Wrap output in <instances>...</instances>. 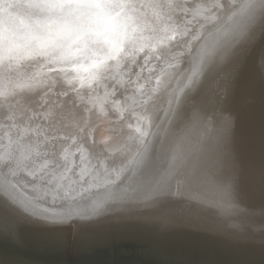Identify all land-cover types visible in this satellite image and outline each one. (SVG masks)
Returning <instances> with one entry per match:
<instances>
[{"label": "bare ground", "instance_id": "obj_1", "mask_svg": "<svg viewBox=\"0 0 264 264\" xmlns=\"http://www.w3.org/2000/svg\"><path fill=\"white\" fill-rule=\"evenodd\" d=\"M237 2L242 3L243 0ZM213 10L216 12V9ZM218 16L207 21L203 29L207 30L208 27V32L213 33L230 17L222 13ZM240 16L237 15L235 19ZM263 21L257 23L260 30L257 27L237 34L240 26H236L218 33L213 42H216L215 46H208L197 56L191 76L189 72L172 112L182 119L196 112L200 104L218 109L214 104L213 92L220 93L230 83H238L237 78L242 77L241 74L236 76L235 69L238 67L254 68L246 71L257 74L252 88H246L249 85L247 81H244L245 85L239 84L243 92L246 89L250 91V98L251 94L257 97L251 101L244 95L246 98L243 99L246 102L249 100L244 111V122L235 114L231 117L234 123L230 134L231 144L235 156L244 167L241 177L242 202L227 201L218 188L224 167L222 132L214 133V137L212 134H195L190 140L193 143L191 147L186 146L189 151L187 159L172 171L173 176L183 169H195L199 173V199L194 206L182 197L156 191L168 183H172L173 188L175 186L167 168V155H164L165 158L161 154L153 155V162L148 164L150 166L132 164L121 169V174L127 173L128 178L115 185L105 181L100 188L97 187L99 183L88 179L86 186L93 187L85 192L89 197H83V194L75 197L80 191L76 187L82 185L78 180L45 179L48 178L47 174H42L40 170L34 171L35 179L32 172L18 171L13 176L9 170L0 171V178L5 181L0 183V217L13 221L18 228L17 239L0 234V264H264V246L256 239L249 238L250 233L264 225V187L253 179V167L259 166L264 150ZM179 68L177 65L169 68L163 80L167 75L173 77ZM120 114L118 112L116 117L97 125L89 139L91 144L97 132L103 136L96 138L97 142L111 139L107 134L110 133L108 129L118 128L122 121ZM230 116L224 115L226 119ZM195 119L203 126L205 120L200 113ZM222 125L219 130H222ZM129 135L117 138L115 134L116 140L107 142L110 147L106 153L111 154L103 157L112 158L116 141L121 139L122 142L125 138L127 144ZM161 136L168 137L166 134ZM203 137L206 139L204 142ZM96 147L101 151L104 145L97 143ZM3 152L0 151V156ZM90 160L84 161L89 165ZM100 160H94L91 167L95 164L99 167L104 161ZM40 162L41 167L48 163ZM60 162L62 160L57 163ZM63 162L68 165L67 178L77 173L75 168L79 164L74 166L69 161ZM139 162L144 161L139 159ZM81 176L86 177L84 174ZM44 181H47V186ZM6 182L16 187H9ZM53 188L55 191L51 190ZM45 193L49 196L68 193L69 198L57 200L53 208L50 199L47 202L38 199ZM37 207H47L49 213L60 212L63 207L77 211L67 220L51 223L32 215ZM256 235L259 236L258 231Z\"/></svg>", "mask_w": 264, "mask_h": 264}, {"label": "water", "instance_id": "obj_2", "mask_svg": "<svg viewBox=\"0 0 264 264\" xmlns=\"http://www.w3.org/2000/svg\"><path fill=\"white\" fill-rule=\"evenodd\" d=\"M213 1L216 0H188L189 3H203L209 6L215 3ZM250 2L253 4L251 9L240 10L232 14L226 23L220 24L213 33L210 32V35L208 27L207 30L203 29L207 26V20L199 18L194 20L191 14L185 15L180 10L171 13L170 18L164 16L163 13L145 10L143 13L131 16L127 21L126 32L109 33L106 38H103L105 44L91 45L85 49L67 48L63 50L49 47L48 41L44 38V33L47 30L40 27L37 17L25 9L17 10L18 17L15 20V26L24 47L20 50L15 67L8 74L12 80L10 85L12 93L8 95L7 99L0 94V151L13 152L21 160L22 173L26 171L33 173L40 170L42 174H47L48 178L45 179H74L82 182V185L76 187V190L80 189V191L75 194V197L82 194L83 197H89L85 192L93 187L86 186L88 179L99 183L97 187H100L105 182L104 177L108 171L115 175L117 170L132 165L131 158L140 145L128 141L129 147L125 149V138L122 142L121 139H118L114 156L108 159L102 157L101 160L104 161H101L94 154L100 151L96 145L91 144L89 140L91 136L87 141H82L77 137L76 143L81 146L84 156V159L81 160L80 152L72 155L76 145L69 148L70 140L51 141L50 137L53 134L59 136L68 132L75 133L79 127L84 126L86 120L88 127L85 131L88 132L92 128L96 130L97 125L103 120L116 117L119 112L121 113L120 117H123L121 124L117 126L115 133H107L111 136L107 142H111L116 140L115 134L117 138L131 134L132 128H129L128 125H132L134 128L137 116L144 115L147 117L145 124L149 126L151 135L146 152L139 158L144 162L140 163L138 159L135 165L150 166L148 164L153 162V155H167L166 158L169 161L167 168L170 170L169 175L173 176V169L179 165L182 166L183 164L180 162L187 159L189 151L186 150V146L191 147L193 143H190V140L194 138L195 134H212V137H214V133L221 134L222 130L218 128L223 124L221 123L222 118L226 119L225 114L231 115L230 117L235 114L240 121L244 122L246 117L244 111L249 100L246 102L243 98H246L244 95L250 98L248 95L250 91L246 89L243 92L239 83L245 85L244 81H247L249 85L246 88H252L257 74L246 72L254 69L251 66L249 68L240 66L235 69L236 76L241 74L242 77L237 78L238 83H230L227 99L222 105L217 106L218 109H214L215 120L210 118L214 110L203 104L198 106L196 112L188 117L183 116L182 119L172 112L179 101L180 92L184 88V82L189 72L191 76L197 56L202 54L208 46H215L216 42H213L218 33L236 26H240L237 29V34L257 27L260 30L257 23L264 20V17L261 18L264 11L259 7V0H250ZM240 14L241 16L235 19ZM161 24L165 27L172 25L180 33L192 29L193 32L203 34L207 38L197 48V41L191 39V33L188 34V39H191L189 47L192 46L195 49L193 55H187V49L183 47L173 48L172 56L176 57V65L180 68L173 77L167 75L166 79L162 81V88L155 98V103L150 106V112H144L139 103L144 99L139 94V86L145 85L148 78L154 79L160 75L162 69L165 73L171 68L167 67L166 63L170 61L168 56H162L158 60L155 55L150 54L149 47H145L143 51L140 50L141 44H151L155 47L156 40L153 37L159 34ZM180 39V36L176 37L177 41ZM116 45L124 47L131 54H122L119 57L108 59L105 56L104 47H115ZM3 72L4 70L0 68V81L3 80ZM165 84L167 85L166 90L163 87ZM0 91H2V83H0ZM216 93L213 92L215 97ZM255 97L257 95L252 96L251 94V101H254ZM198 113L204 117L203 126L200 125V121L195 119L198 118ZM246 123L247 121H245ZM202 127L204 129H201ZM162 134H166L168 137L164 138L161 136ZM80 135L83 136L84 133ZM100 137L103 136L97 132L93 139ZM204 140L206 139L203 137L202 142ZM52 144H56L55 149H51ZM61 145L68 150L67 159L64 158ZM46 151L49 152L48 156L43 155ZM51 151L56 152L55 161L51 156ZM29 153H31L30 158L24 159L25 156H29ZM109 154L111 153H104V156ZM48 159L51 160L48 162ZM59 160H62L60 164L57 163ZM84 160H90V164L88 165ZM94 160H96L95 162L100 160L101 165L96 167L95 164L91 167ZM40 161H47L48 166L41 167ZM63 161H69L68 163H73L74 166L79 164L76 168L74 167L77 173H72L74 175L67 178L68 165L66 166L64 164L66 162ZM54 164L59 166L54 168ZM25 165L27 167H24ZM81 174L86 177L82 178Z\"/></svg>", "mask_w": 264, "mask_h": 264}, {"label": "snow or ice", "instance_id": "obj_3", "mask_svg": "<svg viewBox=\"0 0 264 264\" xmlns=\"http://www.w3.org/2000/svg\"><path fill=\"white\" fill-rule=\"evenodd\" d=\"M253 7L250 0H243V2H237V0H217L211 6L203 3H189L188 0H0V68L4 70L2 83V91L0 94L4 95L7 99L10 92V85L12 84L11 77L8 75L15 67V62L19 57V53L24 44L21 43L20 35L15 26V20L18 17L19 9H25L37 17L40 22V27L45 29L44 38L48 41L49 47L67 49V48H80L85 49L91 45L105 44V40L109 33H118L119 31H127V21L131 16L143 13L145 10H151L154 13H163L164 16L170 18V14L176 10L184 12L185 15L191 14L192 19H203L212 21L214 16L219 18L218 14H224L225 16H231L237 11H247ZM259 7L264 11V0H259ZM216 9V12H213ZM191 33V39L197 41L196 47L207 38L203 34L193 32L192 29H187L184 33H180L177 28L172 25L165 27L160 25L159 34L154 36L156 45L153 47L151 44H141L140 50L143 51L145 47L151 49V55H155L159 60L162 56H168L170 58L167 63V67H175L176 57L172 56L174 47H183L187 49V55H193L194 48H190L191 39H188V34ZM211 33L209 32V35ZM180 36L179 41L176 37ZM175 42V44H174ZM105 56L108 59H113L123 55L131 54L126 51L124 47L116 45L115 47L105 46ZM55 62V61H52ZM56 70V69H53ZM63 70V69H60ZM164 71L162 69L161 74L157 75L154 79L148 78L145 85L139 86V94L144 97L139 103L142 105L144 112H150V106L155 103V98L159 95L162 88ZM167 88V85H163ZM229 89L225 88L222 92L217 93L214 104L216 106L222 105L227 99ZM91 111V110H89ZM123 118L122 116L120 117ZM211 119H216L215 110L212 112ZM146 116H137V123L133 128L132 125H128L132 128V133L128 136L129 141H133L140 145L136 148L131 163L133 166L136 161L141 158L147 150L149 142V126L145 124ZM150 124V121H149ZM234 126L233 119L229 117L223 120L222 133L224 137L223 153H224V167L221 170L220 178L218 180V188L221 195L229 202H242L241 201V177L244 172V167L240 160L235 156L234 149L231 144L230 134ZM88 127V121L84 122V126L78 128L73 132L61 134L59 136L53 134L50 137L51 141H67L71 143L68 147L76 145L75 151L72 155H76L77 152L81 154V160L84 159L81 146L76 143L77 137L82 141H87L91 136V133L95 131V128L90 129L88 132L85 129ZM59 131V130H57ZM109 132L115 133L116 129L110 128ZM122 131V129H121ZM84 133L83 136L80 134ZM22 139V137H21ZM97 143L103 144V149L95 153L100 158L104 156V153L108 152L110 145L107 141L97 142L92 139V145ZM51 149L56 148V144H52ZM64 151V158H68V150L61 145ZM125 149L129 145H124ZM29 156H25L24 159H29ZM44 156H48L49 152L46 151ZM51 156L55 161L56 152L51 151ZM58 164H54V168L58 167ZM24 167H27L25 165ZM47 167V164L43 165ZM53 168V170H54ZM9 170L13 176L18 174V171H23L22 161L17 158L13 152H5L0 156V171ZM131 168L128 169L131 172ZM36 173H32L33 179H35ZM127 173L121 174L120 170H117L115 175L111 171H108L104 177L108 184H118L127 179ZM175 181L173 188L172 183L162 185L157 188V192L163 195L179 196L186 201L193 203L199 199L198 186L201 181L199 173L195 169H183L178 170L172 177ZM253 179L257 181L262 187H264V150H262L261 159L258 167H253ZM4 178H0V183H4ZM9 187L15 188L16 185L11 182H6ZM47 186V181L43 182ZM55 191V189H51ZM69 198V194L49 196L48 193L43 194L38 199H42L47 202L51 200V207H56V201H65ZM74 199V197H72ZM77 210L71 207H63L60 212L53 211L49 213L47 207L35 208L32 212L33 216H38L41 219L55 223L61 220H67L76 213ZM256 231L259 232L257 237ZM0 234H5L11 239L18 238L17 225L10 220H6L0 217ZM249 238L256 239L258 243L264 246V225L258 230H254L250 233Z\"/></svg>", "mask_w": 264, "mask_h": 264}]
</instances>
